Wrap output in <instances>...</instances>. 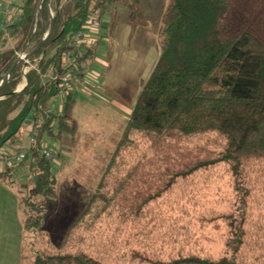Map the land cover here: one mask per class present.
Segmentation results:
<instances>
[{
  "label": "trees",
  "instance_id": "trees-1",
  "mask_svg": "<svg viewBox=\"0 0 264 264\" xmlns=\"http://www.w3.org/2000/svg\"><path fill=\"white\" fill-rule=\"evenodd\" d=\"M46 1L38 13L40 0H26L4 26L7 38L0 33V46L17 43L0 50V80L11 71L0 89V151L17 146L39 116L38 150L45 139L75 138L73 91L55 109L58 83L52 77L69 71L68 54L78 67L96 58L98 44L74 47L87 19L102 24L109 17L107 36L122 23L145 25L141 0H48L52 21ZM49 31L31 56L42 57L39 72L29 71L26 86L15 93L23 78L15 53L28 42L30 54ZM157 36L159 59L93 189L68 193L58 185L53 163L28 150L18 164L30 161L25 196L14 187L17 166L0 161V183L15 191L23 216L27 210V229L48 227L56 235L53 250L36 251L32 264H264V208H252L256 192H264V0H168ZM78 67L74 73L82 76ZM218 168L236 195L219 216L228 231L226 252L215 259L194 253L150 257L149 233L166 224L152 206L165 204L159 201L181 181L217 175Z\"/></svg>",
  "mask_w": 264,
  "mask_h": 264
},
{
  "label": "rangeland",
  "instance_id": "rangeland-1",
  "mask_svg": "<svg viewBox=\"0 0 264 264\" xmlns=\"http://www.w3.org/2000/svg\"><path fill=\"white\" fill-rule=\"evenodd\" d=\"M25 1L13 0V3L19 7ZM167 1L157 0L159 3L157 8H162V2L164 3V7L160 9L161 13L159 11L142 13L144 26L138 27L133 32L126 26H119L120 28L113 32L112 43L109 41V46L113 44L118 48L119 56H113V64L110 63L108 56L104 59L101 57L106 62L103 66L107 69L99 72L100 82L104 77H110L116 88L120 87L123 93L131 96L142 88L160 56L157 35ZM110 23L109 17L103 20L101 26L105 33ZM16 45L13 40H8L4 46H0V50L4 52L15 49ZM104 50L106 51L105 47ZM105 53L107 55L108 52ZM88 78L83 81L79 89L73 90L72 96L75 100L73 118L78 126L75 138L70 141L66 136L60 142L45 139L41 145V148L50 149L52 152V158L45 160L53 163L58 185L68 189V193L74 194L77 189H93L96 186L104 165L122 137L128 115L131 113V109L123 106L120 108L119 105L109 101L104 90L96 88L99 84L96 78L89 80ZM86 81H90L89 86L84 85ZM105 98L109 100L106 102ZM52 103L53 106L60 105L61 97L57 96ZM26 135L25 132L22 139L17 142V147L28 143ZM28 148L29 145L24 150L28 151ZM29 165L28 159L23 163L24 168L17 165L14 169L15 190H21L25 196L31 189L29 180L32 173L26 168ZM1 169H5L3 164ZM214 172L217 175L200 173L181 181L172 189V195L159 201L165 203L161 204L162 208L159 203L152 206L154 213L165 215L162 218L166 224L153 234L149 233L151 241L146 244L145 250L150 257L167 259L177 254L194 253L215 259L226 252L228 231L219 216L231 207L232 203L235 204L236 195L224 169H214ZM158 175L156 172L152 174L156 183L160 184ZM13 193L16 195L14 190ZM255 200L256 205L253 204L252 208L254 206L256 209L264 208V192H256ZM0 210H3V207L0 206ZM26 212L24 208L23 216L18 211V218L15 221L10 219L8 213L4 217L0 214V224L6 229L3 231L4 236L7 232L10 235L9 240L13 241L9 246L5 242L7 248H2V251L11 250L8 264H15L14 258L19 253V264L20 261L21 264H32L36 251L54 248L56 235L52 234L48 227L39 231L27 229L29 214L26 215ZM123 250L122 247L121 251Z\"/></svg>",
  "mask_w": 264,
  "mask_h": 264
},
{
  "label": "crops",
  "instance_id": "crops-1",
  "mask_svg": "<svg viewBox=\"0 0 264 264\" xmlns=\"http://www.w3.org/2000/svg\"><path fill=\"white\" fill-rule=\"evenodd\" d=\"M162 5L161 6L163 8L164 7V3L163 2H162ZM158 6H159V3L157 2V0H141L140 10H141V12L143 14H144V12L155 13L156 11H159L161 13L162 10H160V9H162V8H157ZM5 7H7V8L12 10V16H11V18L9 20V24H10L13 21L15 15L17 14L18 9H19L20 6L19 7L15 6L14 3H13V0H5ZM119 26H126V28L127 27L130 28V30H132V32L134 30H136L138 27H141V26H138L136 28H132L130 25H127L125 23H122ZM88 37H89L88 42L92 43L93 45L98 44V49H99V52H98L96 58H94L89 63V70H90L89 71L90 72L89 73V78L90 79H93V78L95 79L96 78L97 83H99L96 86V88L97 89L98 88L99 89L102 88L104 90L106 96L110 99L109 100L108 98L107 99L105 98L106 102L109 100V101L119 105L120 108H121V106H123V107H126L127 109H131V111H132V109H133V107H134V105L136 103L137 97H138V95H139V93H140L142 88L138 89L134 96H131L130 94L123 93L120 90L121 89L120 87L116 88V86H114L112 80H110V77H104L102 82H100L98 80V78L100 77V75H99L100 73L99 72H103L104 71L103 69H107V68H105L103 66V65H105L106 62L103 61L102 58L104 59L106 56H108V58L111 60L110 63H112L113 62L112 61L113 56H117V57L119 56V49L115 48L113 44L111 46H109V41H111V43H112L113 36H109L108 37L107 34L103 31V28H102V26L100 24L97 29H94L93 31L88 33ZM104 47H105V49H106V47H109L108 51L106 50L108 52L107 55L105 53L106 51L104 50ZM111 69H112V67H111ZM89 78H88V80H89ZM85 84H86V86H89L90 85V81H86L84 83V85ZM62 103H63V101H62ZM62 103L60 105L59 104H56V105L54 104L53 107L55 109L59 110L60 108H62L61 107ZM129 115H128V117H129ZM28 144L29 143H27L26 145H24L22 147H17V146H15V147H5V148H3L0 151V153H5V154L16 153V152H19V151L27 148ZM1 165L2 164L0 163V171H2ZM0 198H1L0 199V206L3 207V210H0V212H2L0 214H2L3 217H4L5 214L8 213L9 216H10V219L15 221L16 218H18V211H19L18 210V199H17V196L13 193L12 190H9L7 187H5L4 185H2L0 183ZM0 226H1L0 234L2 233L1 234V239H0V244H1V246H0V251H1L0 252V264H8L9 255H10L11 250H10V252H8L9 250L8 251H6V250L2 251V248H7L5 242L9 246V245L13 244V241L9 240L10 239V235H8L7 232L5 233L6 235L4 236V232L3 231H5L6 229H5V227H3V224H0ZM18 253H19V248H18ZM19 255H20V253L14 258V262H16L15 264H19V259H18ZM20 264H21V261H20Z\"/></svg>",
  "mask_w": 264,
  "mask_h": 264
},
{
  "label": "built area",
  "instance_id": "built-area-1",
  "mask_svg": "<svg viewBox=\"0 0 264 264\" xmlns=\"http://www.w3.org/2000/svg\"><path fill=\"white\" fill-rule=\"evenodd\" d=\"M46 7L49 9V2L46 3ZM42 12V3L38 6V13ZM12 16V10L5 7V0H0V33H3V38H7V34L5 33L4 26L9 24V20ZM50 20H53V16L50 14ZM42 23L43 21L42 18L40 19L38 15L36 16V23ZM99 27V23L97 22L96 19L94 18H89L87 21L84 23L81 31L75 36L74 38V47L76 49H81L83 48L84 45L90 46L92 43H89V37L88 33L93 31L95 28ZM47 33L43 34L41 37L40 42H44L47 39ZM27 47H28V42L23 46V48L20 51H17L15 53L16 55V60H18V63H22V83L16 88L15 93L20 92L21 90L24 89L26 86V74L29 71H38V62L42 60V57L36 58L34 60L28 58V53H27ZM64 63L67 68H69V71L61 76H54L52 77V80L57 81L58 83V97H61L62 101H64V98L66 95L70 92H72L75 89H79L83 85V81L89 77V64L82 63L79 67L75 64H73L72 59L70 58V55H66L64 59ZM83 73L82 76H78L77 74L74 73V70L76 68ZM3 77H6L7 82L10 79V75L3 74ZM2 77V79H3ZM2 79L0 80V85H2ZM51 110H48L47 113H50ZM43 123V118L42 116H39L38 118H34L33 120L30 121V123L27 125L25 132L27 133V138H28V145L29 151H34L38 152L42 157L46 159L52 158V152L50 149H46L42 147L41 149H37L36 145V136H37V130L36 128L40 127ZM27 151L26 150H21L16 153H0V161L6 165L7 168H13L20 164L26 157Z\"/></svg>",
  "mask_w": 264,
  "mask_h": 264
},
{
  "label": "water",
  "instance_id": "water-1",
  "mask_svg": "<svg viewBox=\"0 0 264 264\" xmlns=\"http://www.w3.org/2000/svg\"><path fill=\"white\" fill-rule=\"evenodd\" d=\"M43 2V0H40V3H42ZM48 2V0L46 1V3ZM46 9H47V11H48V14L50 15V12H49V9L46 7ZM52 21V20H51ZM52 28V23H51V27H50V29ZM49 34H50V31L47 33V38H48V36H49ZM46 38V39H47ZM45 42V41H44ZM44 42H40L39 44H38V46L35 48V50L34 51H32L30 54H28V58H30L31 56H33V54H35L39 49H40V47L42 46V44L44 43ZM16 64H18V60H16L15 61V63H14V66L16 65ZM10 73H11V71H9V72H6L5 74H7V75H10ZM2 85H0V89L4 86V85H6V83H7V79H6V77H3V79H2Z\"/></svg>",
  "mask_w": 264,
  "mask_h": 264
}]
</instances>
